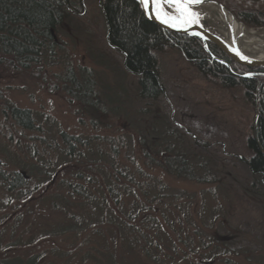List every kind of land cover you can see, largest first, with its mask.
Returning <instances> with one entry per match:
<instances>
[{
  "label": "rangeland",
  "instance_id": "1",
  "mask_svg": "<svg viewBox=\"0 0 264 264\" xmlns=\"http://www.w3.org/2000/svg\"><path fill=\"white\" fill-rule=\"evenodd\" d=\"M98 3L84 0L56 29L61 48L53 59L26 71L0 64V263L264 264V192L244 163L255 111L244 90L202 77L170 49L158 62L163 97L142 100L137 78L107 43ZM192 12L223 36L202 7ZM211 19L219 24L215 15ZM245 28L264 47V28ZM10 105L29 110L33 128L18 126L6 111ZM167 128L184 137L183 149L202 156L198 162L212 164L215 181L198 183L145 169L142 141ZM61 133L88 142L87 150L68 155ZM111 146L118 154L113 160L101 155ZM99 167L112 175L113 185H131L127 179L114 182L116 169L138 182L136 169H143L153 192L156 186L163 196L152 199L150 186L149 197L139 193L137 205L144 212L129 220L133 198L123 195L117 205L104 191ZM14 173L24 179L23 187H10ZM76 185H84L89 195L72 192ZM142 215L148 228L137 231ZM148 215L156 218L153 226ZM133 233H139L138 244ZM142 233L153 244L140 241Z\"/></svg>",
  "mask_w": 264,
  "mask_h": 264
},
{
  "label": "trees",
  "instance_id": "2",
  "mask_svg": "<svg viewBox=\"0 0 264 264\" xmlns=\"http://www.w3.org/2000/svg\"><path fill=\"white\" fill-rule=\"evenodd\" d=\"M83 1L0 0V64L14 70L26 71L53 59L56 49L61 48L55 37L56 29L71 14H76L82 8ZM98 1L107 29V43L121 54L124 70L137 78L138 93L142 100L156 101L163 97L164 89L158 71V62L159 56L170 49L179 52L202 77L216 80L224 87L240 86L244 90L247 100L257 115L255 124L252 120L250 131L247 133L246 146L249 155L244 158V163L251 174L258 177L264 192V68L239 65L222 53L214 44L208 43L209 51L216 58L227 62L235 73L232 74L224 65L210 58L199 39L164 30L150 22L144 16L137 0ZM214 1L225 6L245 26L254 29L264 28V0ZM246 73H253L254 76L242 77ZM71 83L74 85L73 81ZM72 91L76 93L74 89ZM6 111L18 126L26 129L33 128L34 121L29 110L10 105ZM178 135L167 128L156 136L151 135L148 141H142L145 169L160 170L161 173L173 178L198 183L215 181L216 171L212 164L209 166L198 162L203 159L202 156L198 152L183 149L182 145L185 139ZM61 138L68 147V155H75L79 149L88 144V142L81 141L79 137L66 133H61ZM193 144V147L205 150L203 144ZM84 149L87 150L85 147ZM110 150L111 154L99 152V155L101 154L103 157L106 155V158L113 160L118 156L116 147L111 146ZM103 160L105 159L103 158ZM99 172L100 176L104 175L107 182L104 191H107L109 197L117 205L121 202L120 198L123 195L133 198L127 217L129 220L135 219V214L142 210L140 205H137L140 199L139 193L143 197H149L147 190L151 184H149L150 176L144 173L143 169H136L139 178L142 179L138 182L134 177L128 179L129 174L126 170L116 169L113 177L114 182H123L127 179V183L130 181L131 185L125 183L113 185L112 175L101 170V167H99ZM76 176V178H82L80 174H76ZM86 180L88 184H92L93 190L98 195L104 196L102 189L99 190L93 186L92 179ZM24 182L18 173H14L10 177V187L13 189L23 187ZM151 182L154 183L153 180ZM151 186L153 192L154 185ZM74 188L78 191H75ZM74 188H70V190L77 195H84L85 198L89 195L84 185H76ZM161 191L155 186L151 198L159 199L163 196L160 194ZM142 212L144 211L142 210ZM148 217L152 218L150 226H153L156 218L150 217V215ZM145 223L149 224L147 216L142 215L135 230L148 228L145 227ZM155 228L157 229V227ZM134 233L132 242L138 244L139 236L137 235L139 233ZM140 238V241L146 245L153 244L151 237L144 233Z\"/></svg>",
  "mask_w": 264,
  "mask_h": 264
},
{
  "label": "water",
  "instance_id": "3",
  "mask_svg": "<svg viewBox=\"0 0 264 264\" xmlns=\"http://www.w3.org/2000/svg\"><path fill=\"white\" fill-rule=\"evenodd\" d=\"M138 3L141 6V9L144 13V16L152 23H154L155 25H157L158 27L170 31V32H174L177 34H181V35H185L191 38H197L199 39L202 44H203V48L204 50L208 53V55L210 56V58L222 65H224L232 74H235L231 68L230 65L221 60L216 58L210 51L208 48V43H212L214 44L222 53H224L226 56H228L233 62L242 65V66H246V67H251V68H264V60H260V59H255L252 58L250 56H248L247 54H245L242 50H240L238 47H236L234 44L230 45L227 41H225L222 37H220L219 35L211 32L210 30H208L202 23H200L198 21V19L195 17V21L191 22V23H186V24H177L176 26H173V22L170 21L169 23H165L164 19L165 17L163 15L161 16H157L155 14L154 11L152 10H145V7L141 5L140 0H137ZM167 7H171L174 9L175 12V16L174 17H179L180 13L177 11V6L175 4H169V3H164ZM205 4H212L215 5L216 7H218L220 10H222L223 12H227L229 13L241 26L244 27V25L239 22L237 20V18L234 16L233 13H231L227 8H225L221 3L217 2V1H213V0H200L199 3H195V4H190L189 7L191 9V11L193 9H195L196 7H201L202 5ZM164 13H167L164 9H163ZM168 14V13H167ZM168 16H170L168 14ZM171 17V16H170ZM253 76V74H245L242 77H251ZM257 119V115H255L254 118V124L256 122Z\"/></svg>",
  "mask_w": 264,
  "mask_h": 264
},
{
  "label": "bare ground",
  "instance_id": "4",
  "mask_svg": "<svg viewBox=\"0 0 264 264\" xmlns=\"http://www.w3.org/2000/svg\"><path fill=\"white\" fill-rule=\"evenodd\" d=\"M206 11L205 19L212 21L213 25L216 26L223 33L222 37L230 45H235L242 50L248 56L264 60V47L257 42V35L251 30L241 26L229 13L223 12L218 7L212 4H205L201 6ZM163 9L171 16V13L166 10L168 7L163 4ZM174 14V13H172ZM215 15V23L211 18ZM214 18V17H213Z\"/></svg>",
  "mask_w": 264,
  "mask_h": 264
},
{
  "label": "snow or ice",
  "instance_id": "5",
  "mask_svg": "<svg viewBox=\"0 0 264 264\" xmlns=\"http://www.w3.org/2000/svg\"><path fill=\"white\" fill-rule=\"evenodd\" d=\"M200 0H140L142 6L145 10H152L159 17L163 15L165 17L164 22H173V26L177 24H186L195 21L196 14L191 11L189 5L199 3ZM175 4L177 6V11L180 13L179 17H170L167 13L163 12V4Z\"/></svg>",
  "mask_w": 264,
  "mask_h": 264
}]
</instances>
